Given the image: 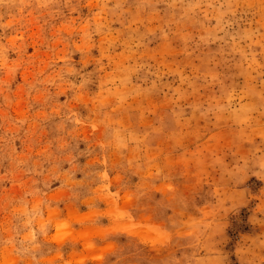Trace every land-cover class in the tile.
Segmentation results:
<instances>
[{
	"label": "rangeland",
	"instance_id": "1",
	"mask_svg": "<svg viewBox=\"0 0 264 264\" xmlns=\"http://www.w3.org/2000/svg\"><path fill=\"white\" fill-rule=\"evenodd\" d=\"M0 264H264V0H0Z\"/></svg>",
	"mask_w": 264,
	"mask_h": 264
}]
</instances>
